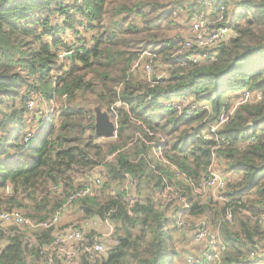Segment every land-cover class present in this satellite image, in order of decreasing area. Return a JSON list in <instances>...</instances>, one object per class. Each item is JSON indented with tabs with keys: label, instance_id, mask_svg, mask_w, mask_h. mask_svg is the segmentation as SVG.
<instances>
[{
	"label": "trees",
	"instance_id": "trees-1",
	"mask_svg": "<svg viewBox=\"0 0 264 264\" xmlns=\"http://www.w3.org/2000/svg\"><path fill=\"white\" fill-rule=\"evenodd\" d=\"M201 14L234 35L215 49L173 55L183 36H161L160 22L184 27ZM135 17L144 20L141 28ZM68 33L75 35L71 42ZM144 50L159 55L153 64L168 72L163 83L149 86L138 79L140 71L129 72ZM68 53L71 58L63 56ZM191 53L206 56L193 63ZM240 90L261 92V100L239 106L203 139L230 110L235 95L229 93ZM87 92L94 95L91 106ZM183 96L193 99L187 109L166 105ZM32 99L49 114L41 130L27 136L39 117L27 108ZM96 104L116 122L114 141L94 135ZM40 115L42 123L46 112ZM213 164L226 178L220 205L199 191ZM95 174L104 178L101 192L72 205L79 222L109 221L116 241L98 258L82 252L77 264H174L189 255L171 247L167 206L175 226L182 214L186 222L202 219L218 228L225 245L220 264H253L247 255L264 244L258 221L264 214V0H0V210L51 218ZM126 177L132 192L111 195ZM9 185L13 190L5 195ZM156 192L166 206H158ZM26 232L0 230V264L49 263L42 249L54 231ZM92 237L86 235L88 242ZM208 255L204 249L202 260L190 256L193 264H213ZM52 264L64 263L54 257Z\"/></svg>",
	"mask_w": 264,
	"mask_h": 264
},
{
	"label": "built area",
	"instance_id": "built-area-1",
	"mask_svg": "<svg viewBox=\"0 0 264 264\" xmlns=\"http://www.w3.org/2000/svg\"><path fill=\"white\" fill-rule=\"evenodd\" d=\"M204 1V0H198ZM223 9V6H220ZM221 19V18H219ZM218 19V20H219ZM217 20H210L206 15H198L190 21L186 27L185 34L182 38V42L178 49L173 55H185L190 51H195L199 49H215L225 43L229 38L234 35L233 30L227 27H214L213 25ZM187 60L198 63L199 60L205 58V54L191 53L188 54ZM174 58V57H173ZM159 60V55L145 50L138 58L131 64L129 72L135 73L140 71V75L143 80L149 84V86L158 85L163 83L167 77L168 72L164 67H158L153 64V61ZM176 61H178L176 59ZM183 62H186L185 60ZM166 68H169L166 66ZM249 92H242L240 94H235V97L231 103L230 110L226 113L220 114L216 122H214L207 133L202 134V138H208L210 133H213L216 129L222 127L229 118L235 114L239 106L251 103L242 102V95L248 94ZM189 97L183 96L178 97L166 105L173 107L174 109L181 111L187 109L191 102ZM37 106V100L32 99L27 103L28 109H35ZM195 108V107H192ZM193 111L187 110V113H192ZM115 121V120H114ZM30 134H27L29 136ZM158 155V153H157ZM159 157L161 154L158 155ZM214 163V161H213ZM104 183V178L101 175L95 174L87 183H83L82 187L71 193L64 201L62 208L58 210L54 216L47 218L45 220H32L24 216V214L16 209L0 211V230L7 231L10 228L21 229L27 231H36L38 229H52L54 231L52 243L49 246L42 249L43 252L48 253L49 263L52 264L53 258L57 257L64 264H74L77 262L80 254L86 252L92 258H98L106 254V243L110 245L115 243V227L107 220H103V223L99 219H86L78 222L77 226H72L64 230L59 229V221L62 217V212L71 206L75 201L82 200L84 198L92 197L98 195L101 192ZM132 181L126 177V180L122 185L110 188V194L115 195L117 192L122 193L128 191L132 192ZM226 188V178L219 171H217L213 166L209 167L208 175L205 180L200 185L201 192H206L210 194L214 200L226 201L223 197L222 192ZM52 190L56 192L61 191V187H53ZM166 193L168 192L172 197L176 196L177 193L173 192L170 187L166 188ZM136 196L134 193L127 195V201L133 203L136 201ZM227 218L230 219L229 211L227 210ZM261 224H264V214L258 218ZM175 224L182 233H188L187 237L190 238L194 243L205 244L207 252L209 253L208 259L213 261V264H220V254L225 250V245L222 244L218 228L212 230L205 226L203 222L189 224L182 218V214L177 216ZM91 230L97 231L103 230L99 239L91 238L90 242L86 239V235L90 234ZM33 241L31 240V243ZM88 242V243H87ZM1 250V247H0ZM264 258V244L254 247L249 254V261L255 260V258ZM188 262H193L188 260ZM194 263V262H193ZM192 263V264H193Z\"/></svg>",
	"mask_w": 264,
	"mask_h": 264
},
{
	"label": "rangeland",
	"instance_id": "rangeland-1",
	"mask_svg": "<svg viewBox=\"0 0 264 264\" xmlns=\"http://www.w3.org/2000/svg\"><path fill=\"white\" fill-rule=\"evenodd\" d=\"M157 1L160 2V3H163V4H167V3L168 4H172L175 1L177 2L178 0H157ZM119 2H122V0H119ZM180 14L182 16V19H185V17H186L185 12H182ZM179 19H181L180 16H179ZM133 23H134V25L136 27L141 28L145 22H144V20L142 18L135 17ZM187 25L184 26V27H180L177 24H175L174 22L170 25V23H166V22L162 21V22H160V27L163 28V31L162 32H159V34L161 36H164L165 38L173 37L175 35H179L180 36V34H182V36H184ZM86 36L89 37V33H87ZM74 37H75V35L73 33H68L66 35V37H64V38L66 40H68V42H71ZM159 59H160V57H159ZM64 64H66V62H64ZM160 67H162V66H160ZM136 73H137V71L135 72V74ZM140 76L141 75H139V76L137 75L138 79L139 78L140 79L142 78V76L141 77ZM245 91L246 90H240L238 92H232V93H229V94H231L232 96H234L235 94H240V93L245 92ZM260 93L261 92H251V93L242 95L241 100H242V102H246L247 101V102H251V103H257V102H259L261 100V94ZM84 97H86V100L90 103V106H91V103L94 101V99H92L94 97V95L87 92V93L84 94ZM81 100H82V98H81ZM192 101H193V99L190 98L188 102H192ZM58 106H59V104L57 106H55V108H57ZM95 106L93 108H95ZM102 110L107 111L106 109H102ZM34 111L36 112L37 116H39V117H37V119H34V121L37 120L38 122L40 121V118L42 116V115H40V113L41 112H46V115H43V119H41L43 121L42 122V126H43L45 124L46 117L49 114L47 105H42L40 107L38 106L37 109H35ZM35 112H33V113H35ZM55 112L57 114V115H55V122L58 123V121H59V115H58L57 109H55ZM111 119H112V117H111ZM38 122L32 124V127H39L38 126ZM113 122H114V120H113ZM114 138H111V140L114 141ZM156 153H158V155L161 154L160 152H156ZM235 176H237V174ZM233 178H234V176H233ZM132 188H134V186ZM3 192H4L5 195L11 193V192H8V190L7 191L6 190H3ZM155 198L157 200L158 206L159 205L160 206H162V205L163 206L164 205L166 206L167 205L166 204V200H165L166 198H165L164 195H159L156 192ZM203 199H205V198H203ZM174 201L178 202V204H180V202H182V201H179L178 199H175ZM215 201L218 203V205H220L221 204L220 202H222V201H217V200H215ZM73 205H74V203H73ZM73 205L69 206L68 208H66L62 212V217H61V219L59 221V226H58L60 230L67 229V228H71L72 226H77L78 225V222L81 219V217H80V215H78L75 212ZM167 208H168V211H167L166 216L169 217V218H171V220H169V222L167 224V230L170 231L169 234H170L171 240H169V242L171 244V247L174 250H176L177 252H182V250H185V251L189 252V255L188 254L184 255L185 257L180 258V256H179L177 258H174V262L173 263L174 264H185V260H186V263L187 264H192L194 262V260H193V258L191 256L194 255V254L195 255L199 254L198 252H200V251H199V249H192V247H190L191 246V242L189 241L190 238L188 239V237H187L188 233H184L183 235H181L182 233L178 229L177 225L176 226L174 225V221L173 220H174V217L175 216L174 217L170 216V213H172V211H173V207L172 206H170V207L167 206ZM94 219H96V218H94ZM183 219H185V217ZM197 220L198 219H191V220H188V222H189V224H192L194 222L195 223H199V221H201L202 219L201 220L199 219L198 221ZM101 222L103 223V220H101ZM209 228L212 229V230H215L216 229V226H212L211 227V225H210ZM102 231L103 230H101V232ZM101 232L99 230H97V231L91 230L90 234L92 236H94V238L99 239V237L101 236ZM102 233H105V232H102ZM26 234L28 236H30L29 232H26ZM187 240L189 241V243H187ZM0 245L3 248L4 244L0 243ZM105 246H106V249H107L106 250V253H108V250L112 247V245H110L109 243H106ZM250 252H249V254H250ZM249 254L247 255L246 259L249 258ZM198 258L202 260L203 256H198ZM188 260H192L193 262H190L189 263ZM257 261L263 262L264 261V258H259L258 257V258H256L255 260H253L251 262L254 263V262H257ZM74 264H77V262H75Z\"/></svg>",
	"mask_w": 264,
	"mask_h": 264
},
{
	"label": "water",
	"instance_id": "water-1",
	"mask_svg": "<svg viewBox=\"0 0 264 264\" xmlns=\"http://www.w3.org/2000/svg\"><path fill=\"white\" fill-rule=\"evenodd\" d=\"M65 57L71 58V54ZM94 135L99 138L111 139L116 134V123L111 119L108 111L102 110L99 104L94 108ZM12 187L8 188L10 192Z\"/></svg>",
	"mask_w": 264,
	"mask_h": 264
},
{
	"label": "crops",
	"instance_id": "crops-1",
	"mask_svg": "<svg viewBox=\"0 0 264 264\" xmlns=\"http://www.w3.org/2000/svg\"><path fill=\"white\" fill-rule=\"evenodd\" d=\"M35 119H37V117L35 118ZM34 124V123H33ZM34 129L33 130H36L38 127H33ZM9 187H12L11 185H9L8 187H7V190H8V188ZM13 190V189H12ZM12 190L10 191V192H12ZM9 192V191H8ZM10 194V193H9ZM189 239V238H188ZM189 241L191 242V246L190 247H192V249H199V251L200 252H198L199 254H197V257L198 256H201V252H203V250L205 249V247H206V245L205 244H197V243H194L192 240H190L189 239ZM189 241L187 240V243H189ZM195 255V254H194ZM196 256V255H195ZM253 264H264V261L263 262H259V261H257V262H255V263H253Z\"/></svg>",
	"mask_w": 264,
	"mask_h": 264
},
{
	"label": "clouds",
	"instance_id": "clouds-1",
	"mask_svg": "<svg viewBox=\"0 0 264 264\" xmlns=\"http://www.w3.org/2000/svg\"><path fill=\"white\" fill-rule=\"evenodd\" d=\"M145 51V50H144ZM66 54H64L63 56H65ZM38 122L37 120L34 121V123ZM115 122V121H114ZM116 123V122H115ZM38 128L36 130H33L32 132L30 131L28 134H37L39 132V130H41L42 128V123H40V121L38 122ZM34 129V128H33Z\"/></svg>",
	"mask_w": 264,
	"mask_h": 264
}]
</instances>
